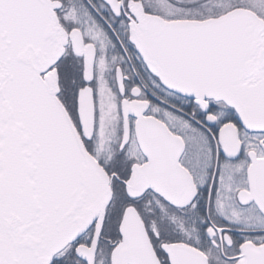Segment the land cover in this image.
Listing matches in <instances>:
<instances>
[{
  "label": "snow or ice",
  "instance_id": "obj_1",
  "mask_svg": "<svg viewBox=\"0 0 264 264\" xmlns=\"http://www.w3.org/2000/svg\"><path fill=\"white\" fill-rule=\"evenodd\" d=\"M0 264H264V0H0Z\"/></svg>",
  "mask_w": 264,
  "mask_h": 264
}]
</instances>
